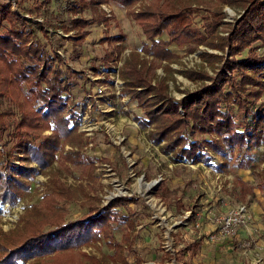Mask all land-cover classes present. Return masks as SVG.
Masks as SVG:
<instances>
[{"label":"trees","instance_id":"obj_1","mask_svg":"<svg viewBox=\"0 0 264 264\" xmlns=\"http://www.w3.org/2000/svg\"><path fill=\"white\" fill-rule=\"evenodd\" d=\"M28 1L0 0V100L9 102L0 110V215L3 204H15L36 176L49 173L56 161L68 171L82 167L85 180L73 185L50 172L41 203L26 209L15 230H0V264H75L72 253L77 249L104 237L111 241L113 222L122 219L120 208L138 198L120 196L102 204L94 161L82 153L85 136L78 130L82 115L70 104L75 82L59 50H48L37 34L39 29L48 32L47 18H37L53 0H33L35 9L25 5ZM108 1L128 7L146 37L141 50H132L125 59L120 75L124 92L143 110L140 122L151 129V140L160 151L177 164L211 165L219 157L216 167L250 170L264 187V150H259L264 143V55L256 46L264 45V0H209L214 5L204 14L192 0H68V21L48 24L64 33L74 31V36L66 37L81 44L90 33L88 26L110 25L114 16L108 18L100 8ZM226 3L242 5L244 12L222 35ZM88 9L91 18L84 15ZM199 15L201 24L196 22ZM125 39L122 32L105 38L111 45L102 58L106 65L123 52ZM201 45L228 48L230 53L201 55L211 65L220 62L215 75L181 70L201 85L194 90L178 88L184 96L176 98L169 82L176 81L171 65L182 56L172 46L192 53ZM160 67L166 76L158 74ZM237 184L244 198L254 195L244 180ZM166 191L168 185L162 182L157 192L164 196ZM78 201L89 211L67 220L68 204ZM182 209L177 202L176 212ZM191 212L190 219L196 222L197 211ZM132 239L127 233L122 241L131 245ZM201 246L199 238L181 245L176 260L188 252L198 254ZM117 247L121 250L123 245Z\"/></svg>","mask_w":264,"mask_h":264},{"label":"rangeland","instance_id":"obj_2","mask_svg":"<svg viewBox=\"0 0 264 264\" xmlns=\"http://www.w3.org/2000/svg\"><path fill=\"white\" fill-rule=\"evenodd\" d=\"M192 1L202 7L200 13L203 14L207 13V7L214 5L209 0ZM67 2L53 0L49 4L48 11L37 18L38 21L47 18L44 25L48 35L40 29L37 34L48 50H59L65 61L64 66L75 82L70 104H74L73 107L82 115L78 129L85 136L82 153L86 159L94 161L98 182L102 184V204H109L120 196L138 198L137 202L120 208L122 219L113 222L111 241L104 237L77 249L72 253L74 263L264 264V187L258 185L259 178L250 170L216 167L215 164L220 162L219 157L211 165L191 162L177 164L170 156L163 154L151 140V129L140 122L145 117L144 112L137 101L124 92V81L120 75L125 59L132 50L140 51L146 40L141 26L128 13V7L111 1L103 2L100 8L104 14L108 18L114 16L110 25L96 23L88 26L89 35L83 43L78 44L73 38L66 37L74 36V31L64 33L62 29L48 24L68 21L71 14L65 7ZM25 5L34 8V1L30 0ZM222 9L226 25L220 29V33L227 35L244 8L226 3ZM84 15L86 18L93 16L89 9ZM196 22L201 24L200 15ZM120 32L126 35L121 43L125 49L106 65L102 58L111 45L105 38ZM256 46L257 52L264 55V45L258 43ZM172 49L182 56L179 63L171 65L176 81L169 82L176 98L184 96L178 88L194 90L201 85L200 81L189 79L181 70H204L210 76L215 75L220 62L211 65L201 55L207 52L225 57L230 53L228 48L222 51L205 45L192 53L177 46H172ZM157 72L160 76H166L163 67L158 68ZM100 85L105 88L101 97L95 92ZM261 102L264 103V95ZM8 105V101L0 100L1 111L7 109ZM10 119V116L6 117V120ZM70 148L66 146L67 150ZM259 150H264V143ZM82 170V167L72 166L68 171L56 161L50 172H57L65 181L77 185L85 180ZM49 173L37 175L15 204L2 205L0 230H15L26 209L41 203ZM238 179L247 182L254 195L249 193L244 198L237 184ZM162 182L168 185V192L164 196L157 192ZM177 202L183 204L180 212L175 210ZM241 204L247 205L252 216L250 221L236 233H222V220ZM67 207V220L89 211V207L80 201L70 202ZM195 210L198 214L196 222L190 219L191 211ZM127 218L134 224L128 223ZM127 233L132 234L131 245L122 241ZM196 238L202 242L199 253L188 252L181 261H177L175 254H178L179 247ZM118 243L123 245L121 250L117 247Z\"/></svg>","mask_w":264,"mask_h":264},{"label":"built area","instance_id":"obj_3","mask_svg":"<svg viewBox=\"0 0 264 264\" xmlns=\"http://www.w3.org/2000/svg\"><path fill=\"white\" fill-rule=\"evenodd\" d=\"M104 90L103 85L98 86L95 90L96 95L103 96ZM251 217L247 205L241 204L236 210H231L222 220L221 232L225 234L236 233L241 226L250 221Z\"/></svg>","mask_w":264,"mask_h":264}]
</instances>
